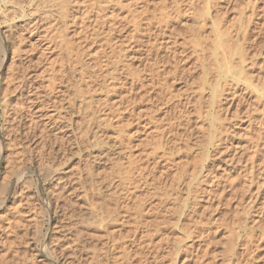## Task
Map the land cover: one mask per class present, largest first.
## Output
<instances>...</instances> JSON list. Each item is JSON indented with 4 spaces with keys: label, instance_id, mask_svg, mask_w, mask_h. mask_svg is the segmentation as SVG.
<instances>
[{
    "label": "rangeland",
    "instance_id": "374dc122",
    "mask_svg": "<svg viewBox=\"0 0 264 264\" xmlns=\"http://www.w3.org/2000/svg\"><path fill=\"white\" fill-rule=\"evenodd\" d=\"M41 1L14 0L26 18L1 29L0 264H104L134 221L150 245L131 264H264V0H68L66 33ZM95 202L123 216L98 228Z\"/></svg>",
    "mask_w": 264,
    "mask_h": 264
},
{
    "label": "bare ground",
    "instance_id": "6f19581e",
    "mask_svg": "<svg viewBox=\"0 0 264 264\" xmlns=\"http://www.w3.org/2000/svg\"><path fill=\"white\" fill-rule=\"evenodd\" d=\"M19 1V0H18ZM23 2L22 3H24V0H22ZM39 1H41V0H28V3H29V7H30V9H31V12H37V11H40L41 9H39V5H40V2ZM208 1V0H207ZM17 2V1H16ZM14 3V0H0V36H1V34H3L2 32H1V29L2 28H4L3 26H4V24L5 23H11V22H14V20L16 19V18H26V14L24 13V11H23V9H19V8H21L22 7V4H20V6H19V3H21V2H19V3ZM42 2V1H41ZM114 2V1H113ZM177 1L175 0V2L173 1V3H172V6H171V9L175 12V11H177L179 8V6L177 5V3H176ZM208 2H210V0L208 1ZM116 3V2H115ZM18 4V5H17ZM24 4H26V3H24ZM23 4V5H24ZM52 4H53V7H54V9L56 10L57 9V11H58V15H59V18L60 19H62L63 20V24H62V31H63V33H66L68 30H69V26L72 24L70 21H71V9H70V7H69V2H68V0H53L52 1ZM44 5V4H43ZM41 6V5H40ZM50 6V5H49ZM114 6V5H113ZM190 6V5H189ZM44 8H47V5H44L43 6ZM50 7H52V6H50ZM49 7V8H50ZM69 7V8H68ZM115 7V6H114ZM116 7L117 8H119V9H124L125 7L122 5V3H117V5H116ZM116 7H115V9H116ZM192 7V6H191ZM17 9H19V10H17ZM53 9V8H52ZM101 9V8H100ZM118 9V10H119ZM20 10H22L23 12H21V14L19 15V11ZM205 12L206 13H208V11H207V6L205 7ZM32 13V14H33ZM166 15V14H165ZM207 15V14H206ZM163 16V15H162ZM74 17V16H73ZM161 17V16H160ZM16 21V20H15ZM3 24V25H2ZM10 25V24H9ZM11 26V25H10ZM9 26V27H10ZM8 31V30H7ZM9 32H11V31H9ZM160 34V33H159ZM5 36H6V34H4ZM9 35V34H8ZM13 35V34H12ZM151 35V34H150ZM154 35V34H153ZM158 35V34H157ZM4 36V37H5ZM157 37V36H156ZM160 37V36H159ZM163 38V37H162ZM156 39V38H155ZM200 39V36H197V40H199ZM9 41V40H8ZM158 41V40H157ZM166 42H167V40H166ZM66 43H68V42H66ZM160 43H161V41H160ZM1 45H2V47H4V42H3V40H1ZM195 47H197V48H199V41H196V45H195ZM1 48V47H0ZM2 49H4V48H2ZM14 49H16V47L14 48ZM13 49V50H14ZM18 49V48H17ZM201 51H203L202 49H201ZM2 52V51H1ZM193 52H195V50L193 51ZM15 53V50L13 51V54ZM197 53V52H196ZM201 53V52H200ZM3 54V58H2V62L1 63H3V61H4V53H2ZM203 54H204V51H203ZM13 56V55H12ZM15 56H17V55H15ZM18 56H19V54H18ZM197 56V55H196ZM204 55H202V57H203ZM20 57V56H19ZM17 58V57H16ZM199 59V58H198ZM227 65V67L225 68V69H227V71H228V73H231V69L229 68V67H232V66H228V64H226ZM1 66V65H0ZM25 67V66H24ZM23 67V68H24ZM31 67V66H30ZM87 67H89V65H87ZM234 68V67H233ZM176 69V68H175ZM174 69V70H175ZM32 70V69H31ZM26 71H27V69H26ZM23 73H25V72H23L22 71V74ZM166 73H168L167 71H166ZM175 73V72H174ZM21 74V78H23V75ZM164 74V73H163ZM29 75V74H28ZM33 75V74H32ZM68 77V75L66 74V72H62L61 73V76H60V78H59V86H61V88L59 89V91L57 92V93H59L60 94V100H58V103L60 104V102L59 101H61V104H62V101H65L66 99H65V92H66V90H65V78H67ZM9 78H10V80L9 81H13V80H17L18 82L21 80L20 79V77H16V78H14V76H9ZM28 78V77H27ZM26 78V79H27ZM19 79V80H18ZM24 80V79H23ZM25 81L26 80H24L23 82L25 83ZM27 83V82H26ZM153 83V82H152ZM22 84V83H21ZM29 84V83H28ZM27 85H21V88L20 89H22V91L23 92H26V89H27V87H26ZM57 86V85H56ZM219 86V85H218ZM30 87V85L28 86V88ZM52 88V87H51ZM50 88V89H51ZM55 88V87H54ZM24 89H25V91H24ZM32 89V90H31ZM40 89V88H39ZM38 89V90H39ZM53 89V88H52ZM51 89V90H52ZM56 89V88H55ZM54 89V90H55ZM221 89V88H220ZM35 89H33V88H31L30 87V91H29V89H28V91H27V93L25 94V96H24V94H20V97L22 96V98L21 99H23L25 102L23 103V105L24 104H26L27 105V107H26V109L27 110H29V109H31L32 107H34L33 105H39L40 106V104H39V101H41L42 100V98L44 97L42 94H41V92H40V94L43 96H41V95H37V94H39V93H36L35 91H34ZM37 90V89H36ZM51 90H50V93H51ZM54 90H52V91H54ZM213 90V89H212ZM211 90V91H212ZM219 90V89H218ZM217 90V91H218ZM56 91V90H55ZM217 91H215V92H213V94H212V92H211V94H212V100H214L215 101V97H217V94H219V93H217ZM219 91H221V90H219ZM218 91V92H219ZM22 92V93H23ZM263 93H264V91H262ZM77 93L78 94H81L82 93V91L80 90V89H78L77 90ZM222 95L224 94L223 93V91L222 92H220ZM258 94V93H257ZM3 95H4V93H3ZM55 95V94H54ZM58 95V94H57ZM219 96V95H218ZM228 96V95H227ZM259 96V95H258ZM4 97V96H3ZM19 97V98H20ZM45 98V97H44ZM43 98V99H44ZM217 98H219V97H217ZM216 98V99H217ZM52 99V98H51ZM56 99V98H55ZM57 99H58V97H57ZM224 99V98H223ZM46 100H47V97H46ZM226 100V99H225ZM48 101V100H47ZM47 101L46 102H43V103H47ZM49 102H50V100H49ZM49 102H48V104H49ZM53 102V101H52ZM213 102V101H212ZM57 103V102H56ZM56 103L54 102V105H56ZM57 103V104H58ZM218 103V102H217ZM219 103H220V101H219ZM48 104H45L46 106L48 105ZM58 104V105H59ZM60 104V105H61ZM35 105V106H36ZM43 105V104H42ZM211 105H213V104H211ZM44 106V105H43ZM45 106V107H46ZM49 107V106H48ZM59 107H61V106H58V107H56V108H59ZM84 107L85 108H89V110H90V112H91V115H90V119H91V121H93V123H95V121H96V123H98L97 122V120L96 119H98L97 118V113L98 112H94L93 110H94V107H93V105L92 106H88L87 105V103H85L84 102ZM42 108V107H41ZM50 108H52L51 107V105H50ZM49 108V109H50ZM62 108H64L65 109V106L63 107H61L60 109H62ZM81 108V112H82V108H83V102H81V105L79 106V109ZM226 108V107H225ZM34 109V108H33ZM38 109V108H37ZM43 109V108H42ZM63 109V110H64ZM32 110V109H31ZM35 111V110H34ZM65 111V110H64ZM67 111V110H66ZM25 112V111H24ZM28 112H30V110L28 111ZM33 112V111H32ZM32 112H30L28 115L30 116V114L32 115V114H34V113H32ZM38 112V111H37ZM40 113H41V110L39 111ZM35 114H37L38 115V113H35ZM40 115H42V114H39V116H35L36 118H41L40 117ZM27 116V115H26ZM34 116V115H33ZM21 117V116H20ZM264 117V116H263ZM261 118V117H260ZM32 119V118H31ZM30 119V120H31ZM33 119H35V118H33ZM42 119V118H41ZM93 119V120H92ZM103 120H104V117H103ZM263 120V119H262ZM15 121V120H14ZM31 121H33V120H31ZM35 121V120H34ZM38 120L36 119V121L35 122H37ZM43 121V120H42ZM101 121H102V119H101ZM259 121V120H258ZM34 122V123H35ZM19 123V122H18ZM33 123V124H34ZM44 123V122H43ZM52 123H54V122H52ZM37 124V123H36ZM47 124V123H46ZM45 124V125H46ZM258 124H260V123H258ZM12 125V124H11ZM49 125H51V123L49 124V122H48V125H47V127L49 126ZM263 125V124H262ZM33 126V125H32ZM37 126V125H36ZM54 126H56L55 124H54ZM35 127V126H34ZM51 127V126H50ZM248 127H249V125H248ZM251 127H252V125H251ZM257 128H258V126H257ZM264 128V127H263ZM11 129H12V127H11ZM26 129V128H25ZM50 129V128H49ZM250 129V128H249ZM23 130V129H22ZM21 130V131H22ZM45 130H46V128H45ZM45 130H43L44 132H45ZM47 130H48V128H47ZM224 130V129H223ZM259 130V129H258ZM33 131V130H32ZM49 131V130H48ZM220 131V130H219ZM227 131V130H226ZM23 132V131H22ZM22 132H19V133H22ZM260 132V131H259ZM25 133V132H24ZM27 133V132H26ZM256 133H258V132H256ZM262 133H264V132H262ZM22 135H23V133H22ZM28 136V135H27ZM260 136H261V134L260 135H258L257 137L258 138H260ZM19 137H20V135H19ZM19 137H18V139H19ZM24 137V136H23ZM18 139H16V140H18ZM257 140H259V139H257ZM262 140V139H261ZM15 141V140H14ZM25 141H27L28 142V140H23V139H19L18 140V142H17V144L16 145H18V143H19V145H22V142L24 143ZM256 141V140H255ZM254 143V142H253ZM9 144V143H8ZM257 144H258V141H257ZM255 145V147L253 146V144H252V146L254 147V149L255 150H253V152H254V154H257L258 152V145ZM261 144V143H260ZM264 145V144H263ZM9 146V145H8ZM262 146V145H261ZM24 148V147H23ZM22 147L21 148H19L20 149V153H23L25 150L23 149ZM8 150H7V152H6V155H7V153H8V156H7V158L5 159L6 160V165H8V166H10V164H11V161L13 160V158H14V156H15V154L14 153H12L11 151H10V149L9 148H7ZM261 153V152H260ZM2 154H4V145H3V138H2V136L0 135V156L2 155ZM252 156V155H251ZM255 155H253L252 157H254ZM253 160V159H252ZM263 160H264V158H263ZM248 163V162H247ZM233 164V163H232ZM262 167H263V165H262ZM247 168V167H246ZM250 172L252 171V169H253V162L251 161V167H250ZM263 169V168H262ZM230 170V169H229ZM255 170V169H254ZM243 171V170H242ZM262 171H264V170H262ZM262 171H260V172H262ZM139 172V171H138ZM143 173V172H142ZM244 173V172H243ZM249 173V172H248ZM264 173H262V175H263ZM13 175L15 176V175H18V176H20L19 175V172H16L15 174L13 173ZM12 175V176H13ZM46 175V177L47 176H49L50 174L49 173H46L45 174ZM141 175V174H140ZM143 175V174H142ZM17 176V177H18ZM246 176V175H245ZM249 176H250V174H249ZM140 177H142V176H140ZM251 177V176H250ZM138 178V177H137ZM20 179V178H19ZM141 179V178H140ZM249 179V178H248ZM254 179V178H253ZM136 180V179H135ZM144 180V179H143ZM205 180V179H204ZM252 180V179H251ZM207 182V181H206ZM247 182V181H246ZM258 183V182H257ZM175 184V183H174ZM261 184H263V182H261L260 183V186H261ZM131 186V185H130ZM130 186L128 187V188H130ZM135 186V185H134ZM249 186H250V183H249ZM258 186H259V184H258ZM132 187V186H131ZM135 188V187H134ZM137 188V187H136ZM135 188V189H136ZM118 189V188H117ZM132 189V188H131ZM125 190V189H124ZM129 190V189H128ZM127 190V191H128ZM134 191V190H133ZM132 191V192H133ZM110 192H112V191H110ZM114 192V191H113ZM119 192H122L121 190L119 191ZM125 192V191H124ZM131 192V191H130ZM188 192V191H187ZM201 192V191H200ZM258 192V191H257ZM101 192L99 191V194H100ZM108 193H109V191H108ZM127 193V192H126ZM251 193V192H250ZM134 194V193H133ZM114 195V194H113ZM127 195V194H126ZM125 195V196H126ZM132 195V194H131ZM115 196V195H114ZM123 197V196H122ZM131 197V196H130ZM128 198V197H127ZM111 199V198H110ZM123 199V198H122ZM126 199V198H125ZM133 199V198H132ZM111 200H114V198L113 199H111ZM117 200H120V199H118L117 198ZM117 200H115L117 203L118 202H120V201H117ZM131 200V199H130ZM123 201V200H122ZM115 202V203H116ZM126 202V201H125ZM251 202V201H250ZM3 203V202H2ZM112 203H114V201L112 202ZM116 203V204H117ZM121 204V203H120ZM2 205V204H1ZM115 205V204H114ZM122 205V204H121ZM104 204L103 203H101V202H95V203H92L91 204V210H90V212H92V215L95 213L96 214V217H97V222H96V220H95V224L94 225H96V223L98 224L97 225V227L98 228H100V227H107V226H110V225H112L113 226V224L115 223V219L114 218H117L116 216L117 215H121V216H123L122 214L123 213H121L120 212V209L115 205V207H116V209L114 208V209H109V207H106V209H105V211L103 210L104 209ZM125 206V205H124ZM3 207V206H2ZM114 207V206H113ZM121 207V206H120ZM126 207V210H129L130 211V209L131 208H129L128 206H125ZM117 208H118V210H119V212L121 213V214H119L118 213V211H117ZM142 208H143V206H141V209H140V211H142ZM249 209V208H248ZM132 210V209H131ZM17 212V211H16ZM89 212V213H90ZM124 212V211H123ZM88 214V213H87ZM85 215V214H84ZM89 215V214H88ZM90 216H91V213H90ZM125 216V215H124ZM82 216H80V218H81ZM89 217V216H88ZM83 218V217H82ZM91 218V217H90ZM86 219L87 218H85V220H83L82 219V223L84 224L85 223V221H86ZM89 219V218H88ZM87 219V220H88ZM142 219V218H141ZM140 219V220H141ZM125 220V219H124ZM139 220V219H138ZM138 220H137V223H139L138 222ZM118 221V220H117ZM90 222H93V221H90ZM90 222H89V224H90ZM18 222L16 221V226H14V229H16V228H18V224H17ZM81 223V222H80ZM88 223V222H87ZM134 224H135V226L134 227H132V228H134L133 230H134V234L136 235H138V234H140L139 236V238L136 240V237L135 236H133V237H131V240H129V238L127 239V240H129L130 242H128V244H127V242H121L120 240H119V238L118 239H115V237H113V238H111V236H110V240L108 241L107 240V242H105L106 243V245H107V247L105 248V250L104 251H102L99 255H95V257H94V260H96L97 262H101V261H103V260H101L102 258L103 259H105V261L107 262V261H109L111 264H131V259L133 260V258L135 257V256H139V252L137 253V255L136 254H134L135 256L133 257L132 255H131V253L130 252H132L131 250H134V249H132L134 246H135V248H137V247H139L138 248V250L139 249H141L142 247H145V246H148V245H150V241L148 240V231H149V224L147 225L146 224V222H140L139 224H136V221H134L133 222ZM132 223V224H133ZM127 224H129V223H127ZM131 223H130V225L131 226H133ZM81 225V224H80ZM79 225V226H80ZM12 225H10V227H11ZM130 226V227H131ZM138 226H139V228H138ZM172 226H174V225H172ZM175 226H177V225H175ZM13 227V226H12ZM12 227H11V229H12ZM87 227H89V225L87 226ZM136 227H137V230H136ZM174 228V227H173ZM104 229H106V228H104ZM130 229V228H129ZM138 229H140V230H138ZM173 230V229H172ZM138 231V232H137ZM83 232V231H82ZM133 232V231H132ZM86 235V234H85ZM83 236V235H82ZM123 240H125V239H123ZM180 240V239H179ZM178 240V241H179ZM176 243V242H175ZM178 243V242H177ZM104 244V243H103ZM102 246V245H101ZM45 247V246H44ZM43 247V248H44ZM102 247H104V246H102ZM141 247V248H140ZM45 249H46V247H45ZM44 249V250H45ZM100 249H101V247H100ZM102 250H103V248H102ZM136 250V249H135ZM134 250V251H135ZM49 251V250H48ZM142 251V250H141ZM135 252H137V250L135 251ZM134 253V252H133ZM52 254V253H51ZM142 254V253H141ZM55 257V256H54ZM133 257V258H132ZM56 262V261H55ZM106 262H104V264H106ZM145 263V262H144ZM100 264V263H99Z\"/></svg>",
    "mask_w": 264,
    "mask_h": 264
}]
</instances>
